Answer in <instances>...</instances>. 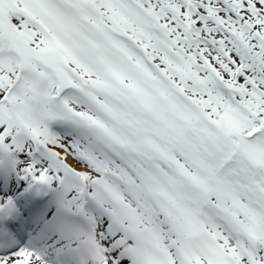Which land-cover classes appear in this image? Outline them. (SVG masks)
<instances>
[{
    "label": "rangeland",
    "instance_id": "374dc122",
    "mask_svg": "<svg viewBox=\"0 0 264 264\" xmlns=\"http://www.w3.org/2000/svg\"><path fill=\"white\" fill-rule=\"evenodd\" d=\"M18 2L16 9L23 8L37 18V29L28 30L34 37L20 31L24 42L42 53L38 58L43 61L34 62L29 49H22L17 69L16 55H9V50L1 52V57H10L0 60V77L5 78H0V97L7 98L9 90L12 94L0 107V158L12 149L29 155L47 144L48 152H40V165L47 169L49 182L72 177L70 199L76 201L74 209L101 198L102 206L98 205L105 215L97 240L105 247L109 242L105 238L113 235L108 247L119 245L109 252V258L97 262L91 259L88 264H264V199L255 202L246 192V205L241 207L234 186L238 179L235 174L246 172V168H221L219 173L234 174L229 184L208 176L214 157L210 147H219L208 141L218 128L192 127L194 120L190 119L185 127L188 134L153 140L160 131L146 125L144 114L139 112L144 105L151 111L149 98L158 97L169 105L170 100L160 89L179 88L201 102L204 116L219 114L236 127H225L228 132L219 133L221 139L229 140L230 131L249 126L248 114L255 115L254 124L259 123L264 115V33L259 26V19L264 18V0H104L97 15L87 10L83 0ZM211 6L229 10L218 12ZM78 8H83V14ZM190 21L205 28L192 31ZM114 27L123 33H117ZM197 37L200 41L194 44ZM141 47L150 51L154 71L147 64V55L138 51ZM68 65L89 78L92 86L79 82ZM17 73L22 85L17 88V83L9 89L7 79ZM164 74L170 84L163 81ZM149 80L159 84H152L156 97L150 95ZM67 85L77 92L64 93ZM174 94L179 99L178 93ZM64 108L72 110L66 125L74 123L75 134L67 133L66 126L57 120L64 118ZM128 114L136 121L132 123ZM113 128L121 132L120 139L109 131ZM49 130L57 132L58 137L50 135ZM25 131L30 138L21 142L27 150L16 147L19 141H10ZM116 139L122 145L136 141V147L131 148L140 150L150 145L157 155L172 160L174 169L161 172L160 166L150 163L145 175L144 164L127 156L126 150L118 151L112 142ZM174 139L179 140L177 145H169ZM260 142L264 143L262 135L255 140L256 146L250 147L258 165L264 158ZM233 148L234 154L238 146ZM53 149L66 151L85 168H71ZM229 159L226 153L219 164ZM130 172L139 179H129ZM193 177L194 187L190 184ZM243 179V188L257 181L253 174ZM258 185L264 190V183ZM179 204L184 210L178 213ZM187 205H194L189 217L203 221L198 232L182 229L178 217L185 216ZM158 219L166 223L159 224ZM125 237H129L128 243L123 242ZM166 243H171L169 250L176 253L164 252L168 250L161 246Z\"/></svg>",
    "mask_w": 264,
    "mask_h": 264
},
{
    "label": "trees",
    "instance_id": "16d2710c",
    "mask_svg": "<svg viewBox=\"0 0 264 264\" xmlns=\"http://www.w3.org/2000/svg\"><path fill=\"white\" fill-rule=\"evenodd\" d=\"M1 2H4L6 7L9 6V8H10L12 6V4L10 3V0H0V3ZM259 20L262 22L259 25V26H261V32L264 33V18L262 17ZM4 24H6L5 13H3V15L0 14V26H2ZM10 42H11V40L9 39V42H8L9 45H10ZM32 52L34 54L39 53V52H36L35 50H33ZM164 93L166 94L165 97L168 99L169 96L167 95V91L165 90ZM152 96L156 97L153 93H152ZM174 96L175 95H171L169 105H165V103L162 100H160L158 97H156L155 99L154 98L149 99V107H151V111H150V113H148L150 117L145 118V123L154 122L155 127L153 128V130L157 129L158 131H160L158 135L161 136L163 139L166 140V137H168V136L181 137L183 132H185V127L187 126V123L190 120L191 112H192L191 118L196 119V121L197 120H199V121L205 120L204 125H208L207 121H206V119H208V118L212 119L211 122L216 123L215 117H213V116L207 117V116H204L202 111L201 112H198L196 110L194 111L191 106H189L188 104L184 103L183 101H181L180 99H178ZM193 112H195V113H193ZM201 115L203 118L200 117ZM153 119H154V121H153ZM227 122H228L227 119H225L219 125L221 127L235 128V126H233V125L228 126ZM258 122L264 124V116L262 118H260ZM156 124H158L159 126ZM194 126H196L195 120L192 122V127H194ZM219 130L221 131L222 129H219ZM236 132L242 134L243 131H241V132L236 131ZM189 133H191V130H189ZM185 134H188V133L185 132ZM241 137H242V135H240V141H237V139H234V141H227L225 143L228 144V148H231L233 146V144L237 145V143H238L240 149L243 148L242 152L240 153V156H241L243 163L246 165H254L256 163V157L254 156V154L252 152L246 150V149H249V145L253 144V142L246 141L243 138L241 139ZM178 139L172 140L171 143H169V145L170 144L173 145L175 142L174 146H176L177 142L179 141ZM200 139L204 140V141H208L205 137H201ZM153 140H157V139L153 136ZM211 140L212 141H208L209 144H214V145L219 144V147L216 150L217 152L219 151V154L216 153V151L212 152V154H213L212 156H214V157H213V161L211 162L212 164H218L219 162L223 161V159L225 157L223 155L224 153L221 152V148L225 145V143L222 141H220V143H214V142H218V141H216L215 136L212 137ZM227 150H228V152L232 151L229 149H227ZM245 151H246V153H244ZM262 152H263L262 154L264 155L263 150H262ZM243 167L246 168V171L254 170L253 166H243ZM238 180H239V178H238ZM255 180H257L255 186L258 188L259 192L256 191L255 188L253 187L254 195H256L255 198L257 197V200H261V198H263L262 194H264V190H262L260 188L258 183L259 184L264 183V158L261 159V163H260V167H259V175ZM251 185L254 186V183H252ZM241 204H243L245 206L246 202H241ZM247 206H249V205H247ZM252 206H254V205L252 204ZM192 228H193V226H191V228H189V229H192Z\"/></svg>",
    "mask_w": 264,
    "mask_h": 264
},
{
    "label": "bare ground",
    "instance_id": "6f19581e",
    "mask_svg": "<svg viewBox=\"0 0 264 264\" xmlns=\"http://www.w3.org/2000/svg\"><path fill=\"white\" fill-rule=\"evenodd\" d=\"M34 28H37V25L34 26ZM24 148H26V146L24 145ZM55 151H57L56 149H53ZM57 154L59 157H62L65 162L73 169L80 171L83 170L85 167L82 165H78L77 162L70 156V154H67L66 151H57ZM31 156L29 155L27 158L25 157L24 161H21L20 165L17 166L18 172L17 174H11L10 177L12 179H14L11 182V186H12V191H17L22 185L23 183H32V180L36 183H38V188H35L36 190H38L36 192V195H40V191H42V189L40 188L41 183L43 182L42 179L47 180V169L44 168L42 165H40V161L38 160L37 162H32L31 161ZM2 172V171H1ZM47 172V173H46ZM33 173L36 176L33 178H30L29 181H27V177H29V174ZM3 177V176H2ZM1 177V178H2ZM38 180V182H37ZM72 182L73 179L72 177L68 178V181H66L68 188H66L64 194L62 196H60L59 200L57 203H55L54 208H51V210H49V212H51L50 214L53 213H58V215H61L62 219L59 222V224H66L67 226L70 227V229H72V233L68 234L67 229H69L67 226L64 230H57L52 237L46 242V245H49L47 247V252L49 254H51V256L55 253V256H57L61 251H57L55 252V249L53 248V245H55L56 243H60L62 241H65L66 239L73 237V236H78L81 230H85L84 226L81 225H73L71 222V218L72 215H70V210H72L71 208H67L68 205H70V196H69V187L72 186ZM51 183V182H50ZM56 184H54L53 186L49 185V187H55ZM71 188V187H70ZM8 190L7 193L4 195V197L8 196ZM41 194H46V193H41ZM65 203V204H64ZM71 207V206H70ZM97 208V207H96ZM92 212L90 211L88 214L84 215L86 217H91L92 216ZM42 217L41 220H43L44 218H46L47 214H44V212H42ZM50 220H47V223H49ZM58 224V225H59ZM52 226V225H51ZM80 227H83L82 229ZM59 228V227H58ZM55 240V242H53ZM53 242V243H52ZM88 243L87 244H83L82 248L85 250V252L87 253V248ZM69 247H66V249ZM66 249L64 251H66ZM71 255H67V258L70 259ZM72 264H74V261H71ZM103 264H110V261H106Z\"/></svg>",
    "mask_w": 264,
    "mask_h": 264
},
{
    "label": "water",
    "instance_id": "95a60500",
    "mask_svg": "<svg viewBox=\"0 0 264 264\" xmlns=\"http://www.w3.org/2000/svg\"><path fill=\"white\" fill-rule=\"evenodd\" d=\"M102 0H86V3L92 7L97 8ZM191 26L194 28V24L192 23Z\"/></svg>",
    "mask_w": 264,
    "mask_h": 264
}]
</instances>
